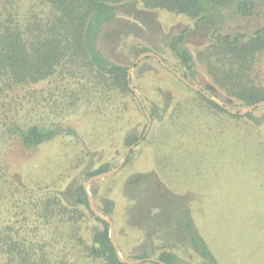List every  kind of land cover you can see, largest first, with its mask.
Instances as JSON below:
<instances>
[{"label":"rangeland","instance_id":"rangeland-1","mask_svg":"<svg viewBox=\"0 0 264 264\" xmlns=\"http://www.w3.org/2000/svg\"><path fill=\"white\" fill-rule=\"evenodd\" d=\"M224 20V31L242 27L249 32L263 21L256 16L241 19L229 13ZM181 32L184 39L179 47L192 54L191 70L170 48L171 40ZM212 32L211 25L197 26L195 19L184 14L149 9L138 0L127 2L118 11L116 21L105 29L98 47L106 59L130 67V82L141 93L146 109L151 114L156 108L160 114L151 115L152 126L146 132L145 108L141 112L130 95L123 98L130 123L121 127L117 123L109 124L113 116L105 113L102 105L108 104L103 100H112L111 94L101 97L98 93L104 94L105 90L99 86L94 87L93 92H86L87 99L81 100H91L93 104L100 101L101 107L83 101L76 112L59 114L63 116L49 113L45 103L34 100V120L47 124L56 122L62 132L26 150L16 146L7 129L0 126V157L11 172H16V183L34 194L36 183L44 180L50 186L49 191L59 193L64 202H73L76 186L84 184L85 187L90 178L88 170L105 163L110 169L118 166L128 148L123 142L124 136L134 131L141 141L131 150L130 161L111 176L87 185L102 214L103 203L114 202L115 209L103 215L114 223L116 244L124 258L137 260V255L143 253L146 257L159 258L160 253L169 250L177 256L174 264H206L190 244L183 219V211L187 209L194 227L215 253L218 264H264V212L259 213L258 220L246 221L244 214L238 212L240 207L231 206L232 200L238 201L244 195L264 197L262 158L241 154V148L232 150L233 145L238 146L235 141L242 139L252 120L215 111L156 57L145 56L136 61L142 53L154 52L182 75L186 73L190 82L224 106L241 110L245 107L235 105L237 99L214 81L200 58V52L211 41ZM258 68V84L264 86V57ZM66 87L69 90L70 84ZM66 100L74 99L68 96ZM253 114L259 120L257 134L264 138V106L256 108ZM161 125L169 135L156 143ZM197 140L200 149L193 152L191 146L196 145ZM170 160L174 161L169 163ZM254 182L256 187L252 190ZM168 214L172 216L169 223L174 225L168 223L164 229L157 222ZM86 222L89 237L102 226L90 218ZM152 224L156 227L149 226ZM158 227L163 230L154 231ZM171 227L181 230L173 237L178 239H174L176 245L171 244L170 249L168 230ZM137 264L155 263L147 260Z\"/></svg>","mask_w":264,"mask_h":264},{"label":"trees","instance_id":"trees-1","mask_svg":"<svg viewBox=\"0 0 264 264\" xmlns=\"http://www.w3.org/2000/svg\"><path fill=\"white\" fill-rule=\"evenodd\" d=\"M129 1L0 0V126L7 129L16 146L30 150L62 132L56 122L34 120V100L45 103L49 113L63 116L59 114L76 112L83 101L90 105L91 100L81 99H87L86 92H93L99 86L105 90L104 94L98 93L101 97L111 94L112 100H103L109 105H102L104 112L113 116L109 124L117 123L121 127L130 123L131 118L126 116L127 104L123 101L126 96H133V103L144 112L129 86L130 67L106 59L98 47L105 29L116 21L118 11ZM138 1L149 9L184 14L195 19L197 26L211 25L214 32L209 45L200 52V58L214 81L237 99V106L247 107L264 100V86L258 84V65L264 57V0ZM228 13L241 19L256 16L263 21L255 24L251 32L242 27L224 31ZM183 39L184 32H181L171 40L170 48L191 70L192 54L179 47ZM139 54L140 50L136 56ZM38 84L42 85L37 87ZM67 84H70L69 90ZM192 90L215 111L252 120L247 121L248 131L242 139L234 140L238 146L233 145L232 150L241 148V154H253L255 159L261 157L264 163V138L257 134L259 120L253 112L244 116L232 114L200 91ZM68 96L74 100H66ZM52 97L55 100H50ZM95 104L101 107L100 101ZM155 114H160L156 108L151 111L152 116ZM163 127L158 129L156 143L162 142L165 136L168 138L169 131ZM139 139L131 131L125 134L123 142L128 147ZM191 149L193 152L200 149L198 140ZM130 159L131 156L128 162ZM109 169L108 164H102L88 170L87 177ZM15 175L0 157V264H123L110 239V224L91 209L84 184L76 186L74 201L67 203L59 193L49 191L50 186L44 180L36 183L34 194L25 191L16 183ZM261 183L264 190V181ZM255 187L254 182L252 190ZM235 201L232 200L231 206L238 205V212L244 214L246 221L258 220L259 213L264 212L262 195H244L232 204ZM106 210L112 212L109 206ZM87 218L102 224L90 237L85 229ZM183 219L194 251L206 264H218L207 239L194 227L189 210L183 211ZM144 257V253L137 255V258ZM159 259L174 264L177 256L165 250Z\"/></svg>","mask_w":264,"mask_h":264},{"label":"water","instance_id":"water-1","mask_svg":"<svg viewBox=\"0 0 264 264\" xmlns=\"http://www.w3.org/2000/svg\"><path fill=\"white\" fill-rule=\"evenodd\" d=\"M145 56H154L156 57L163 66H165L166 68H168L170 71H172L174 74H176L178 76V78H180V80H182L185 84L189 85L191 88L197 90V91H200L202 94H204L207 98H209L210 100L216 102L217 104H219L220 106L226 108L229 112H231L232 114H238V115H246L250 112H253L256 108L260 107V106H264V100H261L253 105H250V106H247L241 110H232V109H229L228 107L224 106L222 104V102H220L218 99H216L215 97L211 96L210 94L204 92L203 90H201L197 85L193 84L192 82H190L184 75H182L181 73H179L178 71H176L173 67H171L166 61H164L162 59L161 56H159L158 54L154 53V52H144L142 53L139 58L136 60H140L141 58L145 57ZM130 78H131V70L129 69V74H128V79H129V86L130 88L134 91L135 95L137 96L138 100H140V102L142 103V106L145 108V113H146V116L148 118V124L146 126V132L149 131V129L151 128L152 126V122H153V118L150 114V112L146 109V104L143 100V97L141 95V93L139 92V90H137L133 85L132 83L130 82ZM140 140H138V142H140ZM137 145V142L128 146L127 148V151L125 153V155L123 156L121 162L118 164V166H116L115 168H112L110 170H107V171H104V172H100V173H97L93 176H91L89 179H88V182L85 184V189L88 193V201H89V204H90V207L91 209L94 211V213L96 215H98L99 217H101L102 219L106 220L109 224H110V239H111V242L113 243L115 249H116V253L118 255V258L121 262H124V263H129V264H137V263H141L143 261H146V260H153V261H157L161 264H166L165 262L159 260V259H156V258H142V259H137V260H128L126 258H124V256L121 254L117 244H116V239H115V228H114V223L111 219L105 217L101 212L98 211V209L96 208V205L94 203V200L91 196V193L89 192L88 190V183L92 182V181H95V180H100V179H104L106 177H109L111 176L112 174L116 173L117 171H119L123 165L127 162V159H128V156L131 152V150ZM99 246V244H97Z\"/></svg>","mask_w":264,"mask_h":264},{"label":"flooded vegetation","instance_id":"flooded-vegetation-1","mask_svg":"<svg viewBox=\"0 0 264 264\" xmlns=\"http://www.w3.org/2000/svg\"><path fill=\"white\" fill-rule=\"evenodd\" d=\"M161 63V62H160ZM129 157V156H128ZM127 161H128V159H127ZM127 163V162H126ZM125 163V164H126ZM124 164V165H125ZM124 165H123V167H124ZM122 167V168H123ZM121 170V169H120ZM95 175V174H94ZM93 176V175H92ZM107 206H109V209L111 210V211H113L114 209H115V204H114V202L113 201H105L104 203H103V205L101 206L102 208V212H103V214H105V215H109L110 214V212L109 211H107L106 210V207ZM158 210V209H157ZM170 213V212H169ZM169 215V216H168ZM167 216H164L165 218L162 220V221H159V222H157V223H161L162 224V226H164L163 228L165 229L166 227H167V224L169 223V222H171V215L170 214H168ZM153 216H154V214H153ZM153 216H151V217H153ZM150 217V218H151ZM171 224V225H170ZM166 225V226H165ZM174 225V223H169V226H173ZM149 226H151V227H156L155 226V224L153 225H149ZM159 226H161V225H159ZM168 226V227H169ZM163 228L162 229H160L159 227H158V229L157 228H154V229H156V230H154V231H162L163 230ZM173 227H171L170 228V230H168V229H166V230H168V235H169V242H170V245L171 244H175L176 245V242H173L174 241V239H178V238H173V237H177L178 235L177 234H179V230H181L180 229V227H176V229H172ZM153 229V228H152ZM152 229H151V232H152ZM172 229V230H171ZM173 232V233H172ZM171 247H172V245L170 246V249H171ZM169 251V250H168ZM169 252H171V251H169ZM144 258H153V257H144ZM139 259H142V258H139ZM156 259H159V258H156ZM160 260V259H159ZM178 260V259H177ZM147 261V260H146ZM149 261V260H148ZM150 261H153V260H150ZM144 262V261H143ZM155 262H157V261H155ZM175 261H173V263H174Z\"/></svg>","mask_w":264,"mask_h":264},{"label":"crops","instance_id":"crops-1","mask_svg":"<svg viewBox=\"0 0 264 264\" xmlns=\"http://www.w3.org/2000/svg\"><path fill=\"white\" fill-rule=\"evenodd\" d=\"M170 141H171V140H170ZM172 141H173V144H175V143H174V140H172ZM170 145H171V144H170ZM162 147H166V145H162ZM191 147H192V146H191ZM168 152H170V149H168V151H167V154H168ZM171 161H174V160H170V161H169V163H170ZM162 168H164V169H165L166 167L162 166ZM173 171H174V173H173V174H176V173H175V172H176V170H174V169H173Z\"/></svg>","mask_w":264,"mask_h":264}]
</instances>
